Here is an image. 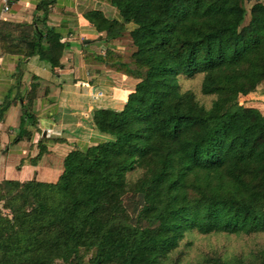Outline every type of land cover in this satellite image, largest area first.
Instances as JSON below:
<instances>
[{"label":"trees","instance_id":"obj_1","mask_svg":"<svg viewBox=\"0 0 264 264\" xmlns=\"http://www.w3.org/2000/svg\"><path fill=\"white\" fill-rule=\"evenodd\" d=\"M55 2L38 0L32 23L0 21L1 50L61 66L67 44L47 24ZM95 3L83 16L106 44L87 59L137 82L121 109L92 111L104 139L69 151L55 182L0 181V264H264V247L179 250L193 232L264 234V113L239 101L264 79V2ZM125 33L128 57L113 43ZM197 74L209 105L179 83ZM27 123L28 108L19 137L30 138ZM37 147L32 164L47 151Z\"/></svg>","mask_w":264,"mask_h":264},{"label":"crops","instance_id":"obj_2","mask_svg":"<svg viewBox=\"0 0 264 264\" xmlns=\"http://www.w3.org/2000/svg\"><path fill=\"white\" fill-rule=\"evenodd\" d=\"M10 1L4 10L5 1L0 0V21L33 22L38 0ZM96 6L95 0H56L50 7L47 24L60 30L67 44L59 67L52 68L37 55L25 57L0 48V113L3 104L11 102L0 118V181L55 182L69 151L104 139L92 124V111L121 109L134 89L137 79L87 59L103 53L106 44L83 16ZM27 108L36 118L35 127L27 123L24 128L29 139L25 133L18 136ZM39 140L47 151L32 164Z\"/></svg>","mask_w":264,"mask_h":264},{"label":"rangeland","instance_id":"obj_3","mask_svg":"<svg viewBox=\"0 0 264 264\" xmlns=\"http://www.w3.org/2000/svg\"><path fill=\"white\" fill-rule=\"evenodd\" d=\"M256 1L264 0H244L245 7L249 11L251 5ZM249 18L248 12L246 14L245 23ZM116 46L114 49L116 52L129 56L133 51L134 47L131 44V39L128 33H125L122 37L114 40ZM202 74H197L196 76L189 78L181 75L179 77V83L183 90H192L197 98L209 105L212 97L205 96L201 93V80ZM240 103L245 106H252L258 108L264 113V79L257 86L256 90L247 94L241 95L239 97ZM264 247V234L257 235H235V234H224V233H213L209 235L199 234L197 232L187 234L181 241L179 250L182 251L184 257L188 254L189 259H194L197 255L201 253H220L223 255H231L240 252H250L257 248Z\"/></svg>","mask_w":264,"mask_h":264},{"label":"built area","instance_id":"obj_4","mask_svg":"<svg viewBox=\"0 0 264 264\" xmlns=\"http://www.w3.org/2000/svg\"><path fill=\"white\" fill-rule=\"evenodd\" d=\"M4 10H8L9 9V0H4Z\"/></svg>","mask_w":264,"mask_h":264}]
</instances>
